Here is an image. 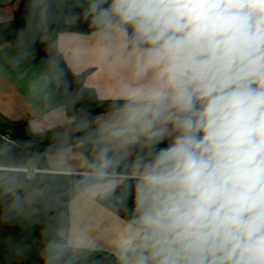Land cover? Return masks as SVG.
Instances as JSON below:
<instances>
[{"label":"clouds","instance_id":"obj_1","mask_svg":"<svg viewBox=\"0 0 264 264\" xmlns=\"http://www.w3.org/2000/svg\"><path fill=\"white\" fill-rule=\"evenodd\" d=\"M117 88L87 181L119 190L120 264H264V0H76ZM52 0H41V16ZM46 77L63 69L52 59ZM22 211L28 173L3 187ZM51 239L44 264H65Z\"/></svg>","mask_w":264,"mask_h":264},{"label":"trees","instance_id":"obj_2","mask_svg":"<svg viewBox=\"0 0 264 264\" xmlns=\"http://www.w3.org/2000/svg\"><path fill=\"white\" fill-rule=\"evenodd\" d=\"M82 10L68 0H52V15L41 16V0H21L10 21L0 23V46L11 44L26 53L29 60L41 61L49 69L52 59L63 69V76L52 79L48 109L65 106L69 122L67 134L56 127L53 138L36 136L29 120H17L0 111V264H44L42 251L51 239H60V229L70 225L69 204L77 189H85L96 182L87 181L88 169L76 175L48 172V157L71 145L92 159V147L87 134L94 127L92 117L107 111L113 99H100L93 88L84 85L87 71L74 74L58 49L57 39L62 32H92L82 16L76 24L66 23L68 16H78ZM51 55V60H50ZM33 172L29 174L30 164ZM28 169V177L43 195L25 206L22 211L10 209L11 196L3 187ZM97 201L122 218L128 212L116 193L97 196ZM65 264H120L119 258L108 251L70 246Z\"/></svg>","mask_w":264,"mask_h":264},{"label":"crops","instance_id":"obj_3","mask_svg":"<svg viewBox=\"0 0 264 264\" xmlns=\"http://www.w3.org/2000/svg\"><path fill=\"white\" fill-rule=\"evenodd\" d=\"M20 1L0 0V23L14 18ZM68 1L72 5L76 3V0ZM76 22L74 16L66 18L69 25ZM57 45L74 74L87 71L86 87L93 88L100 99H113L117 83L98 51L93 31L62 32L58 35ZM44 67L43 62L29 60L26 53L11 44L0 46V111L12 119H28L36 136L49 139L56 135L55 128L59 126L67 134L69 119L61 104L53 110L48 109L51 89ZM87 162L82 152L69 145L48 157V172L76 175L86 169ZM30 168H33L32 163ZM101 192L104 190L97 183L77 189L69 204L70 225L60 229L59 235L72 247L104 250L119 258L122 233L128 220L97 201Z\"/></svg>","mask_w":264,"mask_h":264},{"label":"rangeland","instance_id":"obj_4","mask_svg":"<svg viewBox=\"0 0 264 264\" xmlns=\"http://www.w3.org/2000/svg\"><path fill=\"white\" fill-rule=\"evenodd\" d=\"M43 72H44V75H45V73L47 72V68H46V67H44ZM45 76H46V75H45ZM47 82L50 83V82H49V77H47ZM33 172H34V170H33L32 168H30V169H29V174L32 175Z\"/></svg>","mask_w":264,"mask_h":264},{"label":"built area","instance_id":"obj_5","mask_svg":"<svg viewBox=\"0 0 264 264\" xmlns=\"http://www.w3.org/2000/svg\"><path fill=\"white\" fill-rule=\"evenodd\" d=\"M22 170L28 172V169H22ZM34 172H39V171L38 170H34ZM86 174H88V173H86Z\"/></svg>","mask_w":264,"mask_h":264}]
</instances>
